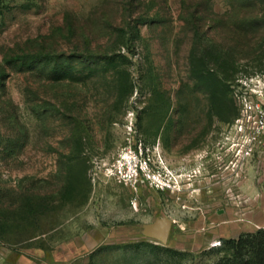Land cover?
I'll return each mask as SVG.
<instances>
[{
  "label": "rangeland",
  "instance_id": "rangeland-1",
  "mask_svg": "<svg viewBox=\"0 0 264 264\" xmlns=\"http://www.w3.org/2000/svg\"><path fill=\"white\" fill-rule=\"evenodd\" d=\"M256 74L264 0H0V264H207L264 228V148L192 176ZM141 144L171 186L118 180Z\"/></svg>",
  "mask_w": 264,
  "mask_h": 264
},
{
  "label": "built area",
  "instance_id": "built-area-1",
  "mask_svg": "<svg viewBox=\"0 0 264 264\" xmlns=\"http://www.w3.org/2000/svg\"><path fill=\"white\" fill-rule=\"evenodd\" d=\"M240 82L233 86L238 113L223 128V135L228 142L225 152L229 156V163L233 162L243 172L257 146L264 148V77L260 74L251 75L240 79ZM143 153L142 144L130 146L120 153L115 162L118 180L134 186L144 182L161 188L171 186V182L161 171L151 166L149 157Z\"/></svg>",
  "mask_w": 264,
  "mask_h": 264
},
{
  "label": "trees",
  "instance_id": "trees-1",
  "mask_svg": "<svg viewBox=\"0 0 264 264\" xmlns=\"http://www.w3.org/2000/svg\"><path fill=\"white\" fill-rule=\"evenodd\" d=\"M211 74L210 78L213 79L215 85L214 95L218 97L220 92H223L226 96V90L222 91L221 89L222 86L228 88L225 74L221 75L218 72ZM237 113L238 109L235 116ZM220 250L225 254L215 262L207 264H264V228H260L256 232L241 234L238 238L226 239Z\"/></svg>",
  "mask_w": 264,
  "mask_h": 264
},
{
  "label": "flooded vegetation",
  "instance_id": "flooded-vegetation-1",
  "mask_svg": "<svg viewBox=\"0 0 264 264\" xmlns=\"http://www.w3.org/2000/svg\"><path fill=\"white\" fill-rule=\"evenodd\" d=\"M227 143L228 142L225 140L223 132H220L215 141L212 142L213 146L208 144L206 145L207 148L204 149L203 153L194 154L198 156H196L197 160H201V163L194 168L195 173L192 175L194 177L197 176L195 179L196 184H198L199 181H202V178H211L212 176H219V178H221L229 174L230 159L225 152ZM199 157L200 159H198ZM219 158L221 161H219ZM180 173L182 175L185 172ZM202 189L205 188H201L200 190Z\"/></svg>",
  "mask_w": 264,
  "mask_h": 264
},
{
  "label": "water",
  "instance_id": "water-1",
  "mask_svg": "<svg viewBox=\"0 0 264 264\" xmlns=\"http://www.w3.org/2000/svg\"><path fill=\"white\" fill-rule=\"evenodd\" d=\"M172 222L173 219L171 218H159L148 226L147 232L166 242L170 233Z\"/></svg>",
  "mask_w": 264,
  "mask_h": 264
}]
</instances>
